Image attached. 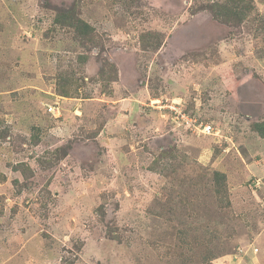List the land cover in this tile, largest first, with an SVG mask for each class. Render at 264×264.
I'll list each match as a JSON object with an SVG mask.
<instances>
[{"label":"rangeland","instance_id":"1","mask_svg":"<svg viewBox=\"0 0 264 264\" xmlns=\"http://www.w3.org/2000/svg\"><path fill=\"white\" fill-rule=\"evenodd\" d=\"M232 2L0 0V264H264V0Z\"/></svg>","mask_w":264,"mask_h":264},{"label":"trees","instance_id":"2","mask_svg":"<svg viewBox=\"0 0 264 264\" xmlns=\"http://www.w3.org/2000/svg\"><path fill=\"white\" fill-rule=\"evenodd\" d=\"M231 1H233L232 3L235 6L242 5V3H243V0H231ZM72 13H73L72 9L66 11V13H64V14L60 13L55 19L56 23L60 26L75 28L77 33L81 34V36H83L84 38H87V35H89L92 31H94V29L85 21H83V20L75 17L74 15H72ZM61 93H62V95L63 94L69 95L68 89H64L63 87L61 88ZM253 129L261 138L264 139V122L256 123L255 125H253ZM213 175H214V177L210 182L213 184L211 186H209V189L211 188V190H208V193L215 191L218 194V195H216L214 193L216 198L218 199V205L230 207V205H231L230 197H228L227 192L224 193L225 191H227V187H228L226 175L220 171H217V170L214 171ZM218 224H219V222H218ZM215 233H212L211 236L215 237L216 236ZM183 240H185V239H183ZM210 243H212L211 240H210ZM220 255L216 256V255L212 254V256L210 255L209 259L210 260L214 259V258L217 259L218 257H220ZM221 257H222V255H221Z\"/></svg>","mask_w":264,"mask_h":264},{"label":"built area","instance_id":"3","mask_svg":"<svg viewBox=\"0 0 264 264\" xmlns=\"http://www.w3.org/2000/svg\"><path fill=\"white\" fill-rule=\"evenodd\" d=\"M211 130H212V127L209 125V126H205V128H204L203 132H204V133H205V132H208V133H210V132H211Z\"/></svg>","mask_w":264,"mask_h":264},{"label":"clouds","instance_id":"4","mask_svg":"<svg viewBox=\"0 0 264 264\" xmlns=\"http://www.w3.org/2000/svg\"><path fill=\"white\" fill-rule=\"evenodd\" d=\"M254 185H256V183L254 182ZM255 187V186H254Z\"/></svg>","mask_w":264,"mask_h":264}]
</instances>
